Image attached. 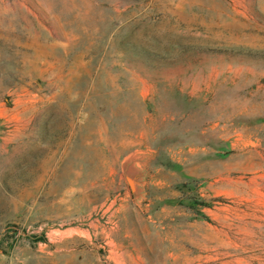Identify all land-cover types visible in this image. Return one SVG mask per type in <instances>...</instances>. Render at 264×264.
Wrapping results in <instances>:
<instances>
[{"label": "rangeland", "instance_id": "374dc122", "mask_svg": "<svg viewBox=\"0 0 264 264\" xmlns=\"http://www.w3.org/2000/svg\"><path fill=\"white\" fill-rule=\"evenodd\" d=\"M0 264H264V0H0Z\"/></svg>", "mask_w": 264, "mask_h": 264}, {"label": "bare ground", "instance_id": "6f19581e", "mask_svg": "<svg viewBox=\"0 0 264 264\" xmlns=\"http://www.w3.org/2000/svg\"><path fill=\"white\" fill-rule=\"evenodd\" d=\"M128 183L130 184L132 189H135V181L132 177H127ZM138 191V190H137Z\"/></svg>", "mask_w": 264, "mask_h": 264}]
</instances>
